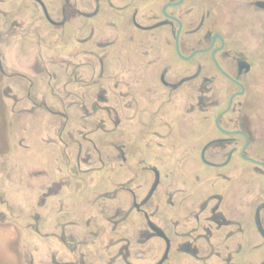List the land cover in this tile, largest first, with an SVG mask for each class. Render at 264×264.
Instances as JSON below:
<instances>
[{"label":"flooded vegetation","instance_id":"obj_1","mask_svg":"<svg viewBox=\"0 0 264 264\" xmlns=\"http://www.w3.org/2000/svg\"><path fill=\"white\" fill-rule=\"evenodd\" d=\"M0 0V221L30 264H264V0Z\"/></svg>","mask_w":264,"mask_h":264},{"label":"rangeland","instance_id":"obj_2","mask_svg":"<svg viewBox=\"0 0 264 264\" xmlns=\"http://www.w3.org/2000/svg\"><path fill=\"white\" fill-rule=\"evenodd\" d=\"M229 6H234V1H229ZM256 32L260 39L264 41V25ZM264 57V49H262ZM262 94L264 97V74L262 76ZM0 221V264H30V254L35 258L45 257L46 250L40 247L37 252L32 251L29 235H19L12 229H4Z\"/></svg>","mask_w":264,"mask_h":264}]
</instances>
